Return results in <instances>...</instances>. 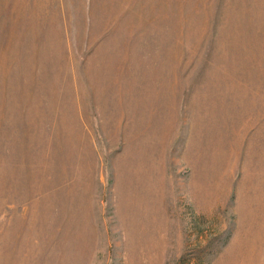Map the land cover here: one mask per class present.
Listing matches in <instances>:
<instances>
[{"label": "rangeland", "instance_id": "obj_1", "mask_svg": "<svg viewBox=\"0 0 264 264\" xmlns=\"http://www.w3.org/2000/svg\"><path fill=\"white\" fill-rule=\"evenodd\" d=\"M0 264H264V0H0Z\"/></svg>", "mask_w": 264, "mask_h": 264}]
</instances>
